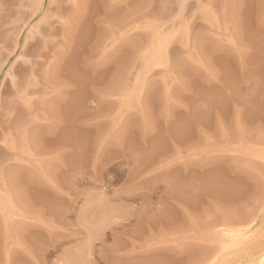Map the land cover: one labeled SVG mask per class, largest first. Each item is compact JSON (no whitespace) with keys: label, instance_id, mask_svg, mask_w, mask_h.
<instances>
[{"label":"rangeland","instance_id":"374dc122","mask_svg":"<svg viewBox=\"0 0 264 264\" xmlns=\"http://www.w3.org/2000/svg\"><path fill=\"white\" fill-rule=\"evenodd\" d=\"M0 264H264V0H0Z\"/></svg>","mask_w":264,"mask_h":264},{"label":"bare ground","instance_id":"6f19581e","mask_svg":"<svg viewBox=\"0 0 264 264\" xmlns=\"http://www.w3.org/2000/svg\"><path fill=\"white\" fill-rule=\"evenodd\" d=\"M254 217V216H253ZM253 220V219H252ZM240 221V220H239ZM243 221V220H242ZM247 221V220H246ZM238 222V221H237ZM248 222V221H247ZM235 223V222H234ZM240 223V222H239ZM245 223V222H244ZM250 223H251V221H250ZM236 224H238V223H236ZM248 224V223H247ZM239 225V224H238Z\"/></svg>","mask_w":264,"mask_h":264}]
</instances>
